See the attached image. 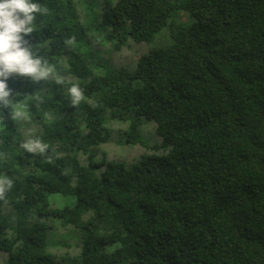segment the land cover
Instances as JSON below:
<instances>
[{
  "label": "trees",
  "instance_id": "obj_1",
  "mask_svg": "<svg viewBox=\"0 0 264 264\" xmlns=\"http://www.w3.org/2000/svg\"><path fill=\"white\" fill-rule=\"evenodd\" d=\"M81 1L38 0L28 39L53 71L10 81L20 120L0 106V177L13 182L0 264H264V0ZM165 26L171 42L134 70L102 60L104 37L120 47ZM130 111L155 122L164 153L96 161L107 117ZM140 124L129 119L128 142L144 143ZM26 138L47 152H25Z\"/></svg>",
  "mask_w": 264,
  "mask_h": 264
},
{
  "label": "clouds",
  "instance_id": "obj_2",
  "mask_svg": "<svg viewBox=\"0 0 264 264\" xmlns=\"http://www.w3.org/2000/svg\"><path fill=\"white\" fill-rule=\"evenodd\" d=\"M47 11L38 0H0V106L9 108L7 116L11 120H20L21 113L13 110L16 89L10 81L27 79L39 84L49 81L52 68L49 61L37 55L28 37L33 33L37 15ZM75 37L67 40L73 43ZM62 84L61 80H56ZM43 89L37 91L35 99ZM67 96L71 105L78 106L83 99V89L78 84L67 87ZM20 147L27 153L44 154L48 145L40 139L26 138ZM13 186L7 175L0 177V200L6 198Z\"/></svg>",
  "mask_w": 264,
  "mask_h": 264
},
{
  "label": "rangeland",
  "instance_id": "obj_3",
  "mask_svg": "<svg viewBox=\"0 0 264 264\" xmlns=\"http://www.w3.org/2000/svg\"><path fill=\"white\" fill-rule=\"evenodd\" d=\"M79 2L83 3L78 0L77 5ZM85 3L89 4L90 0H86ZM173 18L186 25L194 22V18L182 9H174ZM105 32L108 33V31ZM170 42L171 36L168 27L165 26L157 31L150 41L136 42L128 37L124 42H119L121 46L117 47V41L104 37L98 47L106 66L132 71L136 68L137 60L142 53L156 46H165ZM130 118H139L143 144L126 140L124 129ZM105 126L109 129V138L98 145L95 155L96 161L106 157L108 160L129 165L139 156L164 153V149H161L162 139L155 133V122L153 120L146 119L144 116L138 117L133 111H130L125 118L107 117ZM65 234L70 235L67 232L63 233V235Z\"/></svg>",
  "mask_w": 264,
  "mask_h": 264
}]
</instances>
